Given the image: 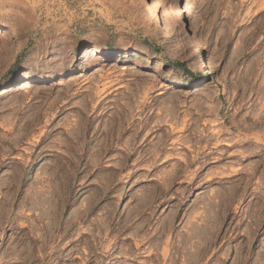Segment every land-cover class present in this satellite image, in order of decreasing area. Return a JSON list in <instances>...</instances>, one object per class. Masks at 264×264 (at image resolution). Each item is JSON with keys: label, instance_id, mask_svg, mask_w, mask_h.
Returning <instances> with one entry per match:
<instances>
[{"label": "rangeland", "instance_id": "obj_1", "mask_svg": "<svg viewBox=\"0 0 264 264\" xmlns=\"http://www.w3.org/2000/svg\"><path fill=\"white\" fill-rule=\"evenodd\" d=\"M0 32V264H264V0H0Z\"/></svg>", "mask_w": 264, "mask_h": 264}, {"label": "bare ground", "instance_id": "obj_2", "mask_svg": "<svg viewBox=\"0 0 264 264\" xmlns=\"http://www.w3.org/2000/svg\"><path fill=\"white\" fill-rule=\"evenodd\" d=\"M157 12H159L160 13V15H159V17H158V24H160V25H164L165 23H166V17H165V15H164V13L161 11V10H159L156 6H155V8H154ZM176 30H177V32H176V35H182V34H184L186 37H187V39H188V42L190 43V45H191V52H192V55H197L199 52H198V46H197V40L193 37V36H191V35H189L190 33H188V31H187V26H186V23H185V21H182V22H180L179 24H178V26L176 27ZM1 33V32H0ZM90 50H95L94 48H91ZM200 56V58H201V55H199ZM206 62H205V60L204 59H202L201 58V68H203V69H206ZM26 84H22V86L21 87H24V89H26Z\"/></svg>", "mask_w": 264, "mask_h": 264}]
</instances>
